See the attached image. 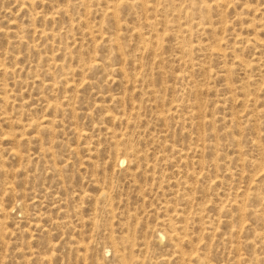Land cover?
Instances as JSON below:
<instances>
[{"label": "rangeland", "instance_id": "374dc122", "mask_svg": "<svg viewBox=\"0 0 264 264\" xmlns=\"http://www.w3.org/2000/svg\"><path fill=\"white\" fill-rule=\"evenodd\" d=\"M0 264H264V0H0Z\"/></svg>", "mask_w": 264, "mask_h": 264}, {"label": "bare ground", "instance_id": "6f19581e", "mask_svg": "<svg viewBox=\"0 0 264 264\" xmlns=\"http://www.w3.org/2000/svg\"><path fill=\"white\" fill-rule=\"evenodd\" d=\"M228 1V0H227ZM190 30V29H189ZM4 113H6V112H4ZM6 115V114H5ZM8 117V116H7ZM6 118V117H5ZM4 121H5V119H4Z\"/></svg>", "mask_w": 264, "mask_h": 264}]
</instances>
